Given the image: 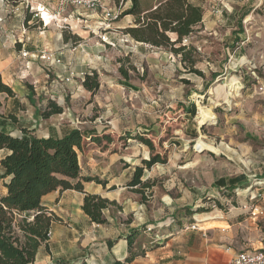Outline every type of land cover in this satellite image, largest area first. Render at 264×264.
<instances>
[{
	"label": "rangeland",
	"instance_id": "rangeland-1",
	"mask_svg": "<svg viewBox=\"0 0 264 264\" xmlns=\"http://www.w3.org/2000/svg\"><path fill=\"white\" fill-rule=\"evenodd\" d=\"M195 2L202 7L204 27L183 45L194 49L193 56L197 60L194 68L204 72H201L202 77L193 74L186 76L189 73H186L185 65H181L185 70L184 76L180 71L171 75L166 73L168 63L164 54L166 51L162 49L142 46L133 55L124 56L123 52L131 44L135 46V42L117 31L116 37H105L110 49L106 50L105 61L100 69V75L111 80L112 84L95 94L103 109L107 107L136 112L142 114V120L145 119L143 123L146 127L143 126L135 135H123L127 141H124L125 149L119 143L120 156H124L128 163H131V154H138L143 160H148L151 149L146 142H149L152 152L165 159L164 164H156L150 170L143 171L141 180L146 181L150 188L144 190L142 195L135 194L136 201L142 205L140 215L145 217L139 236L148 240L158 238L156 242L171 234L196 231L198 223L229 215L233 208L242 206L245 201L256 204L264 193L263 189V192H258V196L257 193L252 194L248 186L233 191L231 188H217L220 179L228 180L233 176L245 178L253 174V168L255 171L261 169V160H256L258 167H255L249 154L264 149V4L251 14L249 6L231 4L227 0ZM103 4L107 10L117 12L112 8V0H103ZM69 11L75 13L68 6L60 18L50 20L49 26L59 28L63 40L70 39L73 42L68 23L63 19ZM76 11L82 13L85 10L78 8ZM22 12L24 19L27 15L31 16L30 21L23 25L24 29L35 30L45 26V22L37 16L32 18L30 5L23 4ZM132 65L136 71L131 70ZM119 66L130 72L126 80L118 72ZM232 66L235 68L234 73L229 70ZM212 72L221 73L220 78L210 80ZM118 81L119 87L115 84ZM6 100L0 96L1 113ZM53 102L58 103L62 111L69 108L73 119L81 117L91 121L98 116L86 113L85 107L90 103L88 96L78 97L74 101L68 97ZM190 105L195 111L192 116L185 113ZM198 106L206 109L212 118H200ZM42 109L37 99H34L32 106L21 105L14 125L17 131L34 125L32 120L38 125L37 130L45 124L67 126L65 122H60L61 118L57 115L44 121ZM38 118L41 120L38 121ZM133 143L136 148H129ZM211 148L216 152L210 151ZM247 180L250 185L259 182L254 178ZM3 183L0 177V196ZM252 212L257 215L252 216ZM262 214L254 209L250 212V216L257 220ZM70 224L63 220L58 226L62 236L68 235L72 239L70 232L67 233V230H71L68 227ZM150 224L154 227L147 232L146 226ZM194 225L196 229L192 230ZM77 233L75 238L83 237L80 231ZM51 249H57V253H70L61 242L52 245ZM41 254L50 255L49 243Z\"/></svg>",
	"mask_w": 264,
	"mask_h": 264
},
{
	"label": "crops",
	"instance_id": "crops-1",
	"mask_svg": "<svg viewBox=\"0 0 264 264\" xmlns=\"http://www.w3.org/2000/svg\"><path fill=\"white\" fill-rule=\"evenodd\" d=\"M57 2L58 0H23L14 6L0 0V78L2 83L14 93V97L10 99L4 96L7 100L3 112H0V129L11 136H15L14 133L22 136V130H25L26 135L36 138H61L77 128L81 130L88 145L92 144L94 138H100L105 134L123 136L125 133H131L135 135L143 126L146 127L142 114L127 110H112L104 106L105 110L102 108L98 95H91L81 85L83 76L92 71H95L99 78L97 94L105 86L112 84L111 80H106L100 75V69L105 61V52L110 47L108 43L102 42L99 38L103 35L106 38L116 37L117 31L122 32L123 29L129 27L133 18L126 16L109 23L98 11L85 10L80 13L76 11L78 8L71 7L75 13L69 11L63 19L68 23L73 42L70 39L63 40L62 31L49 26L50 19L46 14H44L45 26L35 30L24 29L23 4L31 6L32 18H34L37 7L44 8L50 13L56 9ZM112 8L117 10L113 2ZM250 11L252 14L255 9L250 7ZM202 25L204 27V18ZM134 44L135 46L131 44L128 50L123 52L124 56L133 55L139 47H148L140 43ZM45 51L53 54L55 59L60 60V63L47 66L45 62L40 61L38 56ZM22 52L28 53V56L23 57ZM164 54L168 63L166 73L171 75L180 71L184 76L185 70L182 69L179 59L167 52ZM132 66L135 68L134 65ZM229 70L234 73V66ZM251 73L254 75L253 72ZM252 74L251 78L254 77ZM189 75L186 74V76ZM212 75L216 77L212 78ZM220 76L221 73L212 72L210 80L218 79ZM235 78L238 79L236 75ZM115 84L118 87L120 85L119 81ZM87 96L90 103L85 107L86 113L98 115L91 121L83 120L81 117L73 119L71 110L66 108L60 115H57L61 118V123L67 124L65 127L58 126L61 124L48 126L45 124L37 130L38 125L35 120L31 121L34 125L27 129L22 127L17 131L14 127L17 123L19 107L27 104L32 106L34 99L42 105L43 112L49 102L54 100L63 101L69 97L74 101L78 97ZM56 105L58 106V103ZM35 111L38 110L35 109ZM9 116L14 119H10ZM104 119L106 121L102 123ZM44 121H46L45 118ZM129 148H136L135 143ZM210 151L216 152L212 148ZM0 153L3 157L4 152L0 151ZM249 156L252 159V165L256 164L255 167H258L256 160H261V169L257 168L255 171L253 168V174L245 178L233 176L228 180L220 179L217 182V188L220 190L231 188L233 191L248 186L252 194L257 193L258 196V192H263L264 149L249 154ZM130 158L131 163H128L124 156L111 153L109 150L102 151L98 147L79 155L80 176L98 178L105 182V186L94 182H84L82 183L83 193L56 191L42 198V206L53 213L58 221L51 225L50 255L44 254L43 256L41 252L44 246L40 247L34 264H228L239 252L264 250V193L256 204L245 201L242 206L233 208L229 215L205 219L196 225V231L177 235L168 234L170 236L162 238L160 242H156L158 238L148 240L139 236L140 227L145 223V217L140 215L142 205L136 201V193L127 184L134 168L139 166L138 163L144 158L138 154H131ZM247 178H254L259 182L250 185ZM2 190V195H4L6 192L4 187ZM85 194L98 195L117 205V208L110 207L103 213L106 220L104 225L91 223L81 211ZM253 209L255 212L263 213L259 220L250 216ZM63 220L71 223L68 225L71 230H67V233L70 232L72 239L60 233L58 224ZM153 227V224L146 226V231ZM78 231L81 236L83 235L80 239L74 236L78 234ZM133 232L138 235L131 237ZM60 242L66 245L70 253L64 254L62 251L57 253V249L56 251L51 249L52 245H58ZM135 252L139 255L127 263L126 259Z\"/></svg>",
	"mask_w": 264,
	"mask_h": 264
},
{
	"label": "trees",
	"instance_id": "trees-1",
	"mask_svg": "<svg viewBox=\"0 0 264 264\" xmlns=\"http://www.w3.org/2000/svg\"><path fill=\"white\" fill-rule=\"evenodd\" d=\"M17 5L23 0H3ZM117 9L116 20L131 16V26L122 30L135 43L151 48L162 49L179 58L185 65L186 73L202 77V73L194 68L197 63L193 56L194 49L183 45L195 32L203 29V10L195 0H112ZM128 5V6H127ZM127 6V7H126ZM31 19L26 16L24 25ZM77 41V40H75ZM135 70V68H131ZM118 72L126 80L128 70L119 66ZM216 77L212 75V78ZM186 83V82H185ZM83 89L91 95L99 90V78L95 71L86 73L81 83ZM0 96L14 97L12 90L2 83L0 78ZM1 108V101H0ZM194 107L189 106L185 112L194 115ZM62 108L49 102L42 117L47 119L60 115ZM1 118V116H0ZM10 119H14L9 116ZM126 136L103 135L94 138L88 145L80 129H73L61 138H36L26 135L11 136L0 129V151L4 156L0 160V177L4 180L5 194L0 196V264H34L40 247H48L51 225L57 222L56 216L42 206V198L59 191H76L83 193L82 183L94 182L105 186L98 178L81 177L78 157L85 151L100 148L111 153L118 152L119 143L126 148ZM142 141V139H139ZM150 156L142 160L140 166L134 168L127 186L139 195L150 188L141 180L144 170H150L156 164H164L165 159L152 152L149 142ZM116 207L98 195L85 194L81 211L89 221L96 225H104L103 213ZM136 236L133 232L131 237ZM139 254L131 253L126 259L129 263ZM119 264V263H115Z\"/></svg>",
	"mask_w": 264,
	"mask_h": 264
},
{
	"label": "built area",
	"instance_id": "built-area-1",
	"mask_svg": "<svg viewBox=\"0 0 264 264\" xmlns=\"http://www.w3.org/2000/svg\"><path fill=\"white\" fill-rule=\"evenodd\" d=\"M231 4H239L242 6H249L252 9H259L264 4V0H227ZM82 8L86 11L91 12H100L104 16V20L107 22L116 20L117 12L113 10L106 9L103 4V0H58L56 9L48 13L44 8L37 7L35 9V16H37L44 23V14H46L50 20L55 21L57 18H60L61 14L64 13V10L68 7ZM100 40L102 42H107L105 36H101ZM109 44V42H107ZM23 57L28 56V53L22 52ZM38 59L42 62H45L47 66L53 64H59L60 60L55 59L53 54L49 52H42ZM252 212V216H256ZM261 215V214H259ZM192 230L196 229V226L191 227ZM228 264H264V250H255V251H243L234 255V257L229 261Z\"/></svg>",
	"mask_w": 264,
	"mask_h": 264
},
{
	"label": "bare ground",
	"instance_id": "bare-ground-1",
	"mask_svg": "<svg viewBox=\"0 0 264 264\" xmlns=\"http://www.w3.org/2000/svg\"><path fill=\"white\" fill-rule=\"evenodd\" d=\"M198 111H199V116L201 117H205L207 119L212 118V116L210 115V113H208V111L206 109H204L203 107L198 106Z\"/></svg>",
	"mask_w": 264,
	"mask_h": 264
}]
</instances>
